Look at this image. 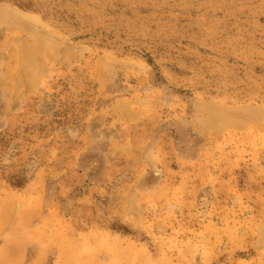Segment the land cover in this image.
Masks as SVG:
<instances>
[{"label": "rangeland", "instance_id": "obj_1", "mask_svg": "<svg viewBox=\"0 0 264 264\" xmlns=\"http://www.w3.org/2000/svg\"><path fill=\"white\" fill-rule=\"evenodd\" d=\"M6 244L264 264V0H0Z\"/></svg>", "mask_w": 264, "mask_h": 264}, {"label": "crops", "instance_id": "obj_2", "mask_svg": "<svg viewBox=\"0 0 264 264\" xmlns=\"http://www.w3.org/2000/svg\"><path fill=\"white\" fill-rule=\"evenodd\" d=\"M0 246V264H27V255L30 254L28 246ZM41 250L39 251V253ZM18 259V261H16Z\"/></svg>", "mask_w": 264, "mask_h": 264}]
</instances>
